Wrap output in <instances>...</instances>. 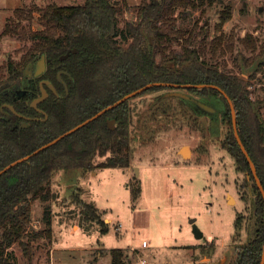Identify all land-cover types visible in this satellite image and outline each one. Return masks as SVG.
I'll return each mask as SVG.
<instances>
[{"label": "rangeland", "instance_id": "rangeland-1", "mask_svg": "<svg viewBox=\"0 0 264 264\" xmlns=\"http://www.w3.org/2000/svg\"><path fill=\"white\" fill-rule=\"evenodd\" d=\"M82 2L0 0V65L9 56L19 59L29 45L14 33L2 34L6 23L20 22L26 29L37 30L41 26L35 7ZM119 2L126 7L119 14L121 28L135 19L133 7L140 0ZM225 5L231 15L217 29ZM17 7L27 9L26 18H15ZM175 16L183 29V43L192 32L191 47H197L204 34L209 43L220 38V44L210 43L213 48L207 45L200 59L204 57L212 67L241 79L249 101L264 121V0H209L198 8L180 7ZM202 25L204 32L194 36ZM173 47L181 50L178 43ZM171 90L144 91L129 98L128 168L95 166L54 172L51 237L42 233L31 240V256L24 255L22 245L13 244L9 252L15 264H51L52 247L60 258L57 264H112L110 250L118 247L123 251V264H235L236 250L247 240L255 220L251 182H243L249 175L237 169L223 144L232 130L231 113L222 118L220 113L200 112L180 97L163 96ZM178 90L189 93L187 88ZM216 99L209 100L227 110V104ZM184 145L189 150L185 156L180 150ZM103 159L105 155H97L95 163ZM136 186L140 192L133 197ZM84 202L100 210L102 218H110L107 231H101L98 221L87 219ZM41 214V202L33 201L28 231L44 230ZM237 217L240 220L235 225ZM35 220L40 221L36 227ZM194 226L202 235H195ZM143 240L146 246H142Z\"/></svg>", "mask_w": 264, "mask_h": 264}, {"label": "trees", "instance_id": "trees-1", "mask_svg": "<svg viewBox=\"0 0 264 264\" xmlns=\"http://www.w3.org/2000/svg\"><path fill=\"white\" fill-rule=\"evenodd\" d=\"M206 1L209 0H140L133 7L135 19L126 21L121 28L119 14L126 7L119 0H84L76 4L49 3L35 7L41 26L37 30L26 29L20 22L6 23L2 34L14 33L26 39L29 45L22 50L19 59L9 56L0 65V91L9 81L19 82L27 63L45 54L47 67L43 77L55 80L57 71L62 70L68 93L60 84L61 96L51 93L40 104L44 113L26 107L23 102H14L17 112L38 115V119L26 120L4 107L11 114L10 119H6L0 110V169L149 82L211 83L221 87L232 100L239 137L264 188V121L249 101L244 82L207 64L204 57L200 59L208 44H220L219 37L209 43L204 34L198 46L191 47L194 45L190 38L192 32L183 43V29L176 24L178 8H198ZM225 6L220 10L217 29L231 15L229 5ZM26 10L17 7L15 18H26ZM204 30L202 25L194 36ZM174 43L180 44V51L174 49ZM160 88L173 87L158 85L144 91ZM187 91L200 98L220 97L227 104L230 116L228 101L217 88L188 87ZM128 100L0 174V264H15L9 252L13 244L19 243L24 255L31 256V240L43 236L42 233L50 239L52 178L56 170L85 171L95 166L130 165ZM5 101L0 94V107ZM110 119L115 120L113 127L108 125ZM23 121L27 122L24 127ZM223 144L235 159L237 169L248 173L249 179L245 177L243 182L245 185L251 182L253 193L254 226L247 240L238 246L234 261L235 264H259L264 246V199L233 127ZM97 155H105V159L95 163ZM139 192V186L133 188V197ZM35 200L42 204L41 220L45 224L42 232L28 231ZM75 200L80 202L77 197ZM83 207L87 219L98 221L101 231H107V223L96 207L88 202H84ZM239 220L237 217L235 225ZM110 253L112 264L124 263L121 248H112Z\"/></svg>", "mask_w": 264, "mask_h": 264}, {"label": "flooded vegetation", "instance_id": "flooded-vegetation-1", "mask_svg": "<svg viewBox=\"0 0 264 264\" xmlns=\"http://www.w3.org/2000/svg\"><path fill=\"white\" fill-rule=\"evenodd\" d=\"M44 55V69L38 73L35 74V71L38 68L37 65V61L40 59L39 58H34L31 59L27 65L24 68L23 71V75L20 79L19 82L17 81H9L7 83H5V85L2 87L0 94L3 95V98L6 100L0 107V110L2 112L3 115L6 116V119H10V112L4 110V107H8L10 109L11 112L15 113L16 115L23 117L26 120H33V119H38L40 118L38 115H24L22 113L17 112L14 102H23L26 107H32L34 108L38 113H44V110L40 107V104L47 99L51 93H53L55 96L60 97L61 94L59 92V88H63V90L68 93V86L66 81L64 80V78L61 76L62 70H58L56 73V78L55 80H52L51 78L48 77H43V73L46 70L47 67V63H46V57L45 54ZM54 79V78H53ZM57 84H56V82ZM61 84V86H60ZM52 86V87H51ZM42 89H45L47 92V95L41 100L38 101L37 104L34 106L32 105V102L39 98L40 96H42ZM170 89H175V88H170ZM178 97V96H177ZM219 98L218 96H214L211 97L213 98V100H215L217 102L216 98ZM181 98V97H180ZM200 98V97H199ZM210 96H201V98L199 100L205 102L206 104L211 105L212 107H214V111H207L203 108H199L197 107V105L189 99H186V102H188V100L194 105V107L200 111V112H205L208 113L210 115H214L215 113H220L222 115V118L226 117L227 114V110L222 111L221 107L219 108V104L217 106V104L215 103V101L213 100H209ZM224 102V101H223ZM9 105H12L15 112L11 109V107ZM231 113V110H230ZM47 116L45 115L44 118H46ZM232 118V116H231ZM111 120H113V122H111ZM114 119H110L108 121V125H110V127L114 126ZM27 122L23 121L22 122V126H26ZM14 126H18V124H15ZM227 149V148H226ZM228 151V149H227Z\"/></svg>", "mask_w": 264, "mask_h": 264}, {"label": "water", "instance_id": "water-1", "mask_svg": "<svg viewBox=\"0 0 264 264\" xmlns=\"http://www.w3.org/2000/svg\"><path fill=\"white\" fill-rule=\"evenodd\" d=\"M261 10V7L259 8V11ZM37 65H38V68L37 70L35 71V74H38L40 73L43 69H44V55H41L40 59L37 61ZM158 85H163V86H168V87H173L175 89L171 90V91H168L166 92L163 96H178V97H181V98H185V99H189V100H192L196 105L197 107L199 108H203L207 111H214V107H212L211 105L209 104H206L205 102L191 96L189 93H186L185 91H180L178 90V88H188V87H204V86H207V87H214V88H217L219 91H221L224 96L226 97L227 101H228V104H229V107H230V110H231V116H232V127H233V131H234V134H235V137H236V140L243 152V154L245 155V157L247 158V161L249 162V165H250V168H251V171H252V174L254 175V179L256 181V184H257V187L259 188L262 196H263V199H264V188L261 184V181L259 180V177L257 175V171H256V166L254 164V162L252 161L248 151L246 150L244 144L242 143L241 141V138L239 137V134H238V130H237V122H236V110H235V107L233 105V102L232 100L230 99V97L228 96V94L221 88L219 87L218 85L216 84H211V83H194V84H191V83H173V82H163V81H155V82H149L127 94H125L124 96H122L121 98L117 99L115 102L111 103V104H108L107 106H105L104 108H102L101 110H99L98 112H96L95 114H93L92 116L86 118L85 120H83L82 122L78 123L77 125H75L74 127L68 129L67 131L61 133L60 135H58L57 137H55L54 139L42 144L41 146H39L37 149H35L34 151H32L31 153L21 157V158H18L12 162H10L9 164H7L6 166H4L2 169H0V174H2L4 171H6L8 168H10L11 166L15 165L16 163L18 162H21L23 160H26L28 159L30 156L38 153L39 151H41L42 149L54 144L55 142H57L58 140H60L61 138H63L65 135L77 130L78 128L82 127L83 125H85L86 123H88L89 121L95 119L96 117H98L99 115H101L102 113H104L105 111L117 106L118 104L122 103L123 101H125L126 99L136 95V94H139L141 93L142 91L148 89L149 87H152V86H158ZM52 87V86H51ZM47 95V92L45 89H42V96H40L39 98L35 99L33 102H32V105H36L38 101H41L45 96ZM11 107V109L15 112L14 108L12 105H9ZM111 122H113V120H111ZM181 152L182 154L185 156L189 150H188V146L184 145L181 147ZM194 232H195V235L196 236H200L202 235L201 231L194 226ZM259 264H264V246H263V251H262V255H261V260H260V263Z\"/></svg>", "mask_w": 264, "mask_h": 264}, {"label": "crops", "instance_id": "crops-1", "mask_svg": "<svg viewBox=\"0 0 264 264\" xmlns=\"http://www.w3.org/2000/svg\"><path fill=\"white\" fill-rule=\"evenodd\" d=\"M126 168H128V166ZM99 212L102 215V212L100 210H99ZM103 219H104V221L107 220V224L110 222V218L109 217H103ZM132 222H133V226L136 227V225L138 224L137 213L136 214L134 213V217H133V221ZM118 248H120V247H118ZM55 253H56V249H55V247H52V250H51V264H57L58 261L60 260V258L57 255H55ZM98 255H101V252H99Z\"/></svg>", "mask_w": 264, "mask_h": 264}, {"label": "built area", "instance_id": "built-area-1", "mask_svg": "<svg viewBox=\"0 0 264 264\" xmlns=\"http://www.w3.org/2000/svg\"><path fill=\"white\" fill-rule=\"evenodd\" d=\"M39 223H40L39 220H35V221L33 222V226L36 227ZM31 224H32V222H31ZM119 228H120V225H117V226H116V229L118 230ZM146 245H147V241H146V240H143V241H142V246H146ZM142 262L144 263L145 260L142 259Z\"/></svg>", "mask_w": 264, "mask_h": 264}]
</instances>
